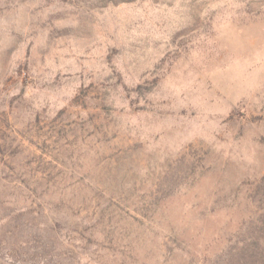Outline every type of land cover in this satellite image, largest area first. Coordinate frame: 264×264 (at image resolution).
Returning a JSON list of instances; mask_svg holds the SVG:
<instances>
[{
  "label": "rangeland",
  "instance_id": "1",
  "mask_svg": "<svg viewBox=\"0 0 264 264\" xmlns=\"http://www.w3.org/2000/svg\"><path fill=\"white\" fill-rule=\"evenodd\" d=\"M0 264H264V0H0Z\"/></svg>",
  "mask_w": 264,
  "mask_h": 264
}]
</instances>
